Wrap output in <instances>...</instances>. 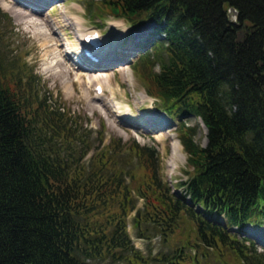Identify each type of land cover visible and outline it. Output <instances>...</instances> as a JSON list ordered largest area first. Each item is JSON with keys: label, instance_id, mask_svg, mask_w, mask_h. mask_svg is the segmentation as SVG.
Segmentation results:
<instances>
[{"label": "trees", "instance_id": "trees-1", "mask_svg": "<svg viewBox=\"0 0 264 264\" xmlns=\"http://www.w3.org/2000/svg\"><path fill=\"white\" fill-rule=\"evenodd\" d=\"M95 3L97 19L107 11L129 30L154 24L150 48L131 70L181 120L186 178L173 184L180 193L173 192L151 146L129 140L120 147L116 138L104 146L98 139L86 173L78 160L91 129L48 102L35 89V75L0 44V264H106L107 258L150 264L127 233L135 204L116 175L122 147L146 173L135 191L143 208L132 224L141 219L163 240L183 222L191 226L192 239L153 259L211 264L186 254L190 246L219 264H264L261 243L243 231L264 224V0H87V15ZM3 16L0 11V24ZM190 116L205 128L203 146L184 122ZM80 141L83 150L75 155Z\"/></svg>", "mask_w": 264, "mask_h": 264}, {"label": "rangeland", "instance_id": "rangeland-1", "mask_svg": "<svg viewBox=\"0 0 264 264\" xmlns=\"http://www.w3.org/2000/svg\"><path fill=\"white\" fill-rule=\"evenodd\" d=\"M18 1L41 12V14L38 13V22L41 19L40 16L55 22V27L57 26L60 29L57 32L64 43L65 49L69 50L68 46H66L67 41L72 46L77 47V52L79 49L76 31L65 28V15H70V18L77 17L80 20L82 29L91 32L95 30L102 45L106 44L110 47L109 53L106 54V62L98 64L100 67L97 69H91L90 67L87 69L88 71L81 68L82 70L79 71L80 68L76 65L72 64L70 66L67 60H63V52L60 56L56 53L55 48L57 47L55 43L50 44L52 38L46 33V25H31L29 21L32 20L27 19L23 15L20 18L16 17L14 9H21V6L16 2L13 3V0H0V11L6 15L3 16L0 24V44L4 47L3 52L15 61L23 62L26 70L35 75L37 79L35 89L39 90V93L45 94L48 102L55 103L70 118L75 119L80 127L91 129L90 134L87 131L83 134V137L86 138L90 145L78 160V163L85 168V172L87 169H91L90 162L92 155L95 154L93 150L99 138L101 140L99 146H104L111 138L119 139V146L122 141L129 142V140H134L138 144L151 146L158 153L159 173L167 181L172 191L173 189L178 190L173 184L180 179L186 178L183 169L187 167H185L186 155L178 140L177 120L176 118H171V120L168 119L169 117L167 118L159 106L158 100L146 94L143 84L131 70V64L144 51H148L150 48L148 43L144 46V49H137L133 39L149 31L153 27L152 24L146 25L137 35L129 30V26L123 18L112 15L107 16L109 13L107 11L103 12L106 14L102 17L103 21L102 19H97L95 9L98 4L96 3L92 7L93 13L90 16L87 15L84 9V4L87 0ZM27 1L32 4H28ZM3 3L12 10L4 8L5 5ZM23 11L28 12V10ZM63 16L64 18H62ZM70 18L67 21H70ZM70 22L72 26L77 25L72 23V21ZM65 34H68L67 38H64ZM43 40L47 44L42 46ZM118 41H120L119 44ZM113 45L117 47H113ZM60 48L63 50L61 45ZM53 51L55 54H48ZM72 56L77 58L76 53H72ZM61 60L66 63L64 64L63 62L62 65ZM53 62L54 66H52ZM84 68L88 67L84 65ZM55 71H59L61 74H54ZM80 72L83 74L80 75ZM92 75L95 77L94 79ZM96 81L104 90L102 95L95 92V85L93 84ZM140 116L145 119H148L147 117L159 118L167 123L160 125L150 119L139 122L137 117ZM184 122L194 127L193 139L200 146H203L205 143V128L202 122L193 116L186 117ZM74 143L75 145L77 144V142ZM174 145L176 146L175 152L174 148H172ZM83 147L80 141L75 148V155L80 154ZM114 147L118 149V146L115 145ZM116 158L118 159L117 161H121V163L119 162L120 165L117 166L116 175L124 179L123 182L131 190L135 204L134 208L126 216V228L130 242L135 249L147 256L150 264H162L160 261L153 259V257H156L157 254L172 252L174 247H179L186 238L192 239L193 235L189 232L191 231V226L188 222H183L174 233L163 240L160 234L154 233L150 225L146 227L145 222L141 219H138V223L133 225L132 217L136 215L137 210L139 211L143 208V200L136 195L135 191L140 187V183L144 181L146 173L139 166L135 153H131L127 147H122L118 150ZM102 168L106 173H109L110 170L107 165H102ZM119 170H122V173H118ZM245 228H248V232L255 238L263 241L264 226L261 227L263 230L249 225ZM255 230H257V233ZM188 247L184 248L185 253L191 257L197 256L200 261L219 264L212 253L203 258L199 257V253H195L193 248ZM120 262V260L111 262L108 258L102 260V263L106 264H120Z\"/></svg>", "mask_w": 264, "mask_h": 264}, {"label": "bare ground", "instance_id": "bare-ground-1", "mask_svg": "<svg viewBox=\"0 0 264 264\" xmlns=\"http://www.w3.org/2000/svg\"><path fill=\"white\" fill-rule=\"evenodd\" d=\"M37 1H39V0H37ZM18 3L19 4V6H21V9H14L15 11H14V15H16V17H18V18H20V16H24V17H26L27 19H29V20H32V21H29L30 23H31V25L32 24H37V25H42V24H44V25H42V26H45L46 25V33L47 34H49V36L52 38V40H51V43L50 44H53V43H55V46L57 47V48H55V50H56V53L57 54H59V56H60V54H62V52H63V56H64V59L63 60H67V62L70 64V66L72 65V64H74V65H76L78 68H80L79 69V71H81L82 69L81 68H83V70H86V71H88L87 69H89L90 67H91V69H97L98 67H100V65H98V64H101V63H104V62H106V60H107V55L106 54H108L109 53V51H110V47H109V50H107L108 49V47H107V45L105 44L104 46H103V48H101V50H99V49H97V50H95V49H93L94 50V57L96 58L95 60H92V59H90L89 57H87V56H85V55H80V53H81V51H80V47H90L89 45H88V43H87V41L85 40V39H83V40H81L83 37L82 36H85V34H87V32H89V31H87V30H84V29H82L81 27H80V20L77 18V17H71L70 18V15L69 16H66L65 15V18H64V16L62 17V18H64L65 19V28H70V30L72 29L74 32H75V34H76V38L78 39V45H79V49H78V52H77V50H76V48L77 47H75V46H72L71 45V43L69 42V41H67L66 42V46H68L67 48H69V50H67V49H65V47L63 46L64 45V43H63V41L61 40V38H60V36H59V34H58V32H57V30H60L57 26L55 27V22L53 21V20H49V19H47L46 17H42V16H40V20H39V22L37 21V17H38V13H40L41 14V12L39 11V10H37V9H34V8H32V7H30V6H28V5H26V4H23L22 2H20V1H18V0H13V3ZM28 2V4H32L31 2H29V1H27ZM4 4V3H3ZM5 5V4H4ZM4 8H8V9H11L10 7H7L6 5H5V7ZM12 10V9H11ZM23 10H28V12L26 11V12H24ZM70 18V21H72V23H74V24H77V25H75V26H72V24H71V22L70 21H67V19H69ZM39 19V18H38ZM59 20H61V19H59ZM123 20V19H122ZM56 21V20H55ZM36 22H38V23H36ZM61 22V21H60ZM67 22V23H66ZM82 22V21H81ZM64 23V22H63ZM57 24V23H56ZM26 25V24H25ZM43 28V27H42ZM44 31H45V29H44ZM72 31V32H73ZM93 31H95V30H93ZM62 32V31H61ZM73 32V33H74ZM60 33V32H59ZM66 33H68V32H66ZM89 34H92V33H89ZM68 34H65L64 35V38L66 37H68L67 36ZM127 39V38H126ZM140 40V36H138V37H136V38H134L133 39V41H134V44L136 43V42H138ZM44 42H42L41 43V45L43 46V45H45V44H47V42L45 41V40H43ZM120 43V41H118V44ZM131 44V43H130ZM129 44V45H130ZM60 45L63 47L62 49L63 50H61V48H60ZM76 45V44H75ZM53 47H54V45H53ZM131 47V46H130ZM135 47V46H134ZM91 49H92V47H90ZM51 50V49H50ZM49 50V51H50ZM43 51V50H42ZM136 51V50H135ZM51 53H54V51L53 52H50V53H48V54H51ZM72 53H76V55H77V57H78V55H80V58H81V60H83V61H81V62H78V61H76L75 59H74V57L72 56ZM55 54V53H54ZM47 55V54H46ZM53 55V54H52ZM55 56V55H54ZM54 56H53V60H54ZM57 59H58V57H57ZM63 60H61L62 61V65H63ZM69 60V61H68ZM52 61V60H51ZM66 62H64V64H65ZM58 65V64H57ZM84 65L85 66H87L88 68H84ZM52 66H54V62L52 63ZM67 71H68V69H67ZM92 71V70H91ZM54 74H61L59 71H55L54 72ZM80 75H82L83 73L82 72H80L79 73ZM92 78L94 79L95 77L92 75ZM87 80H90V79H87ZM93 85H97V86H99L100 88H101V92H100V95H102L103 93H104V90H103V88L100 86V84L98 83V81H96ZM96 97H100V96H98V95H95ZM137 119L139 120V122H143V121H145V120H149V118L148 119H145L143 116H140V117H137ZM151 121H153V120H151ZM172 148H174V152H175V148H176V146L174 145V146H172ZM247 230H248V228H246ZM259 231V230H258ZM255 232L257 233V230H255ZM253 236V235H252ZM262 240L264 241V239L262 238ZM260 243V242H259ZM262 244V243H261Z\"/></svg>", "mask_w": 264, "mask_h": 264}, {"label": "water", "instance_id": "water-1", "mask_svg": "<svg viewBox=\"0 0 264 264\" xmlns=\"http://www.w3.org/2000/svg\"><path fill=\"white\" fill-rule=\"evenodd\" d=\"M234 13H235V10L233 8H228L227 9V14L231 17V18H234Z\"/></svg>", "mask_w": 264, "mask_h": 264}]
</instances>
